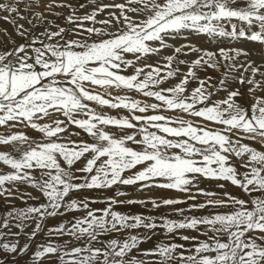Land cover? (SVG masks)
Here are the masks:
<instances>
[{"label":"snow or ice","instance_id":"1","mask_svg":"<svg viewBox=\"0 0 264 264\" xmlns=\"http://www.w3.org/2000/svg\"><path fill=\"white\" fill-rule=\"evenodd\" d=\"M0 200V264H264V0H0Z\"/></svg>","mask_w":264,"mask_h":264},{"label":"bare ground","instance_id":"2","mask_svg":"<svg viewBox=\"0 0 264 264\" xmlns=\"http://www.w3.org/2000/svg\"><path fill=\"white\" fill-rule=\"evenodd\" d=\"M81 2H83V0H81ZM193 42L198 43V44H199V43H202V38H201V39H197V38L193 37ZM105 111H108V113H109L110 115H117V114H118L116 110L105 109ZM119 114H125V113L123 112V110H121ZM29 134L34 135V133H31V132H30ZM254 146L257 147V148H259V145H254ZM201 186H202V187H203V186L213 187V186H214V182L205 181V183H204L203 185H201ZM28 190H29V191H32L31 189H28ZM217 190H218V189H217ZM229 190L232 191L234 194H238V192L235 191V190H233V189H229ZM129 191H131V190L129 189ZM149 194H150V195H153V196H163V197H169V196H177V195H180V194H178V193L170 192V191H166V190H162V189H153V190L151 191V193H149ZM16 203H17L18 206H22V205H20V202H19V201H16ZM2 206H3V201L0 200V208H2ZM95 207H101V205H95ZM130 207H131V210L134 211V212H135V211H143V209H141L139 206H130ZM119 210H121V211H128L129 209H128V208H121V209H119ZM162 211H164V210L162 209ZM58 219H59V218H50V219L47 221V223H48L49 225H51V224L55 223ZM160 238H162V237H153V241L143 243L140 247H142V248H149V247L152 246V243H153L155 240L160 239Z\"/></svg>","mask_w":264,"mask_h":264},{"label":"rangeland","instance_id":"3","mask_svg":"<svg viewBox=\"0 0 264 264\" xmlns=\"http://www.w3.org/2000/svg\"><path fill=\"white\" fill-rule=\"evenodd\" d=\"M106 2H107V0H106ZM193 39V38H192ZM195 43V42H194ZM229 189H233V190H235V191H237L238 192V190L237 189H235L234 187H230ZM238 194H240L239 192H238ZM242 195V194H241Z\"/></svg>","mask_w":264,"mask_h":264}]
</instances>
